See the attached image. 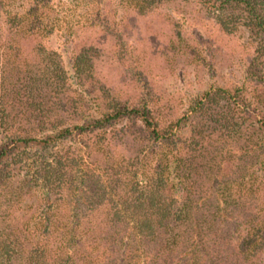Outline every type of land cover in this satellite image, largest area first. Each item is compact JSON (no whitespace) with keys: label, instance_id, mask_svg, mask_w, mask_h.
<instances>
[{"label":"trees","instance_id":"16d2710c","mask_svg":"<svg viewBox=\"0 0 264 264\" xmlns=\"http://www.w3.org/2000/svg\"><path fill=\"white\" fill-rule=\"evenodd\" d=\"M97 8L0 0V264H264V0Z\"/></svg>","mask_w":264,"mask_h":264},{"label":"rangeland","instance_id":"374dc122","mask_svg":"<svg viewBox=\"0 0 264 264\" xmlns=\"http://www.w3.org/2000/svg\"><path fill=\"white\" fill-rule=\"evenodd\" d=\"M56 10V27L54 31L45 40L44 44L47 48L54 50L61 62L63 63L65 70L69 75H73L72 63H73V49L74 43L65 40V33L69 27H73V35L76 38L75 42L82 43L87 40V35L90 33V29H94V26L99 24V15L97 3L98 0H51ZM91 36H93L91 34ZM231 46H238L236 43H241L242 40H230ZM74 42V41H73ZM130 44V43H129ZM229 44V42H228ZM133 49L137 47V44L132 45ZM101 74L111 81L114 85H118L116 73L109 71L106 68L101 70ZM203 84V89L209 86V83ZM164 86L167 89L173 90L175 87H179V82L174 80H166ZM120 87V86H119Z\"/></svg>","mask_w":264,"mask_h":264}]
</instances>
